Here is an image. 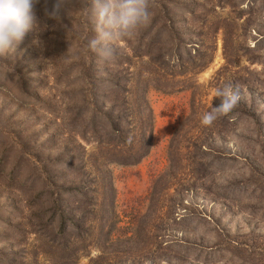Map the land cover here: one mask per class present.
<instances>
[{"label": "rangeland", "instance_id": "374dc122", "mask_svg": "<svg viewBox=\"0 0 264 264\" xmlns=\"http://www.w3.org/2000/svg\"><path fill=\"white\" fill-rule=\"evenodd\" d=\"M57 3L39 0L38 27L14 54L0 56V264H89L88 254L100 253L101 240L88 247L72 228L69 238L58 233L53 203L45 198L55 183L45 175L57 171L59 151L39 146L51 139L59 107L69 120L67 109L75 100L73 86L67 85L75 77H86L83 71L89 68L97 93L113 96L112 79L126 67L120 59L128 61L123 47L146 51L151 44L154 51L181 47L184 61L174 69L188 68L189 80L184 88L165 90L155 88V76L150 77L151 149L137 165L109 166L115 204L106 217L115 225L102 241L119 240L121 248L115 244L114 250L127 251L122 264H264V0H153L150 21L119 40L110 61L87 46L96 33L80 0H71L58 19L47 14ZM209 49H214L213 60L196 71L191 60L198 62L194 55ZM226 85L238 88L241 100L210 126L203 125V114L221 103L216 93ZM85 101L93 102L92 96ZM177 126V146L185 153L181 160L171 148ZM196 135L205 151L192 148ZM162 174L173 178L176 188L166 192L161 185L155 192L154 181ZM153 223L156 229L147 234L153 237L145 235L133 245L124 241L137 225L148 229ZM61 243L82 246L76 263L58 254ZM41 249L47 253L37 263L33 254Z\"/></svg>", "mask_w": 264, "mask_h": 264}, {"label": "trees", "instance_id": "16d2710c", "mask_svg": "<svg viewBox=\"0 0 264 264\" xmlns=\"http://www.w3.org/2000/svg\"><path fill=\"white\" fill-rule=\"evenodd\" d=\"M139 47L132 48L129 45L123 47L124 56H126L123 59L128 61L120 59V63L126 67L123 68V75L119 72L112 79L110 90H112L113 96H108L107 93H97L96 81L92 80L89 68L83 71L86 77H82V74L75 77L67 85L73 86L71 92L75 100L73 106L67 109V114H70L69 120L66 113H63L62 108L59 107L54 116L55 131L51 139L39 146L42 150L56 148L59 151L54 159L57 163L55 169L57 171H47L48 176L45 175L46 181L52 179L55 183V191L50 192L51 196L45 198L50 199L53 203L55 209L53 221L58 222V233L63 237L72 236L70 232L73 229V233L77 232L83 242L82 246L88 247L92 245V242L101 240L100 253L96 257H91V254H88L90 256L89 264H122L126 260L123 256L127 251L122 249L121 253L118 252L121 248L119 240L110 241V239L107 240L110 241V244L109 242L105 244L101 239L105 230L107 231L108 227L113 228L115 225H111L110 217H106L111 205L115 204V187L109 166L111 164L137 165L150 152L154 126L153 109L147 97L150 77L155 76L152 78L153 81H157L154 85L155 88L165 90L175 89V86L184 88L186 81L189 80L187 73L190 70L188 71V68L182 71L174 69L179 62L184 61V52L181 47L175 46L173 49L172 46L169 48L166 45L156 47L157 50L154 51L155 48L151 44L146 51H135L136 48L140 50ZM131 54L137 55L138 61H133ZM188 55L191 59L192 54ZM194 57L198 62L191 60V66L198 72L202 71L213 60L214 49H209L204 53L198 52ZM183 76L185 78L181 79ZM161 81H169L172 85H168V82L162 84ZM180 83L181 85H179ZM90 95L93 102L85 101ZM94 102L98 104L96 110L91 109ZM79 103L83 105H78ZM179 136L180 131L177 126L171 136V148L172 146L176 147V153L181 160L185 158V153L177 146L180 140ZM199 140L200 135H196L192 146L195 152L201 149L205 151L201 143L199 144L201 142ZM79 141L86 144L94 143L95 147L90 150ZM48 143H52L50 147H47ZM76 146L82 150L77 151ZM247 158L250 159V155ZM50 163L51 161L44 164L45 170L48 169ZM69 174L72 177L69 181L70 185H67ZM172 179L169 178V175H159L154 181L153 189L156 192L161 185L164 186L162 190H166V192L176 188ZM45 188L42 194L46 195L49 193L47 185ZM65 191L70 192V197L65 196ZM174 193H171L168 199H171ZM171 208L173 209L172 206ZM156 226L153 223V225H149L148 229H145L143 224H139L135 227V232L124 241L130 245L139 244L145 235L148 238L153 237L147 234L154 231ZM115 244L119 247L118 250H114ZM82 246L72 248L70 243H61L56 249H61L60 252L59 250L57 252L62 259L69 261L72 258L71 262L76 263L82 256L78 254ZM262 250L261 255L264 256V249ZM114 251H117L114 253L115 255ZM45 253L47 251L41 249L33 254V258L39 263L40 256Z\"/></svg>", "mask_w": 264, "mask_h": 264}, {"label": "clouds", "instance_id": "9594fccd", "mask_svg": "<svg viewBox=\"0 0 264 264\" xmlns=\"http://www.w3.org/2000/svg\"><path fill=\"white\" fill-rule=\"evenodd\" d=\"M71 0H58L50 17L59 18V12ZM39 0H0V56L15 53L26 34L38 27L35 5ZM91 15L95 37L88 41V48L102 60H111L113 46L130 36L151 18L153 0H80ZM70 14V13H69ZM215 98L221 103L203 114L201 123L210 126L221 115H226L241 100V92L232 85L219 89Z\"/></svg>", "mask_w": 264, "mask_h": 264}]
</instances>
